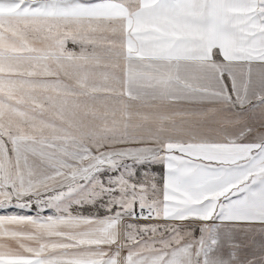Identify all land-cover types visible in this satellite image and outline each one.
<instances>
[{
    "label": "snow or ice",
    "instance_id": "snow-or-ice-1",
    "mask_svg": "<svg viewBox=\"0 0 264 264\" xmlns=\"http://www.w3.org/2000/svg\"><path fill=\"white\" fill-rule=\"evenodd\" d=\"M0 264H264V0H0Z\"/></svg>",
    "mask_w": 264,
    "mask_h": 264
},
{
    "label": "crops",
    "instance_id": "crops-1",
    "mask_svg": "<svg viewBox=\"0 0 264 264\" xmlns=\"http://www.w3.org/2000/svg\"><path fill=\"white\" fill-rule=\"evenodd\" d=\"M258 118V117H257ZM250 123H255V121H249ZM158 168H156V171L159 172L160 171V167L157 166ZM198 234V233H197ZM257 241L259 240V236L256 237Z\"/></svg>",
    "mask_w": 264,
    "mask_h": 264
},
{
    "label": "rangeland",
    "instance_id": "rangeland-1",
    "mask_svg": "<svg viewBox=\"0 0 264 264\" xmlns=\"http://www.w3.org/2000/svg\"><path fill=\"white\" fill-rule=\"evenodd\" d=\"M69 47L71 48V47H73L71 44H69ZM158 168V167H157Z\"/></svg>",
    "mask_w": 264,
    "mask_h": 264
}]
</instances>
